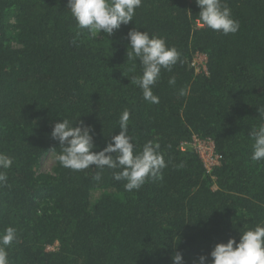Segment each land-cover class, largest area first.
I'll list each match as a JSON object with an SVG mask.
<instances>
[{
    "label": "trees",
    "instance_id": "1",
    "mask_svg": "<svg viewBox=\"0 0 264 264\" xmlns=\"http://www.w3.org/2000/svg\"><path fill=\"white\" fill-rule=\"evenodd\" d=\"M222 2L235 34L200 26L196 0H142L107 36L79 29L67 0H0V153L13 159L2 170L0 234L12 226L18 237L8 264H173L177 252L184 264L202 255L211 264L216 244L264 225V160L251 159L249 136L264 125V0ZM134 28L164 38L183 61L161 69L158 103L130 81L142 75L126 55ZM125 109L134 151L160 144L158 179L128 192L113 179L120 169L105 167L96 181L100 169L57 160L55 175L39 173L44 155L62 151L55 123L91 126L98 152ZM194 139L214 142L218 165L206 167Z\"/></svg>",
    "mask_w": 264,
    "mask_h": 264
},
{
    "label": "clouds",
    "instance_id": "2",
    "mask_svg": "<svg viewBox=\"0 0 264 264\" xmlns=\"http://www.w3.org/2000/svg\"><path fill=\"white\" fill-rule=\"evenodd\" d=\"M142 4V0H67V7L77 22L79 29H87L91 33H105L112 36L121 25L133 21L135 10ZM200 9L199 19L203 26L222 33L235 34L240 24L231 15V9L222 0H196ZM127 60L135 64L139 60L142 75L132 76L131 84L142 90L144 100L158 103L159 98L154 95L152 87L158 82L161 69L171 71L180 59V53L175 47H168L164 38L150 36L147 31L137 28L128 34ZM169 84L175 85V77L169 79ZM181 96L185 90L181 89ZM259 117L264 118V107H258ZM130 112L125 109L119 119L121 131L111 138L110 143L96 152L93 142V129L78 121L74 126L68 119H62L53 126L51 137L60 144L61 154L57 156L59 163L74 171H82L90 167L100 169L93 179L100 181L102 170L120 169L113 172V179L126 181L124 188L128 192L139 190L146 179H158L161 170L166 167L158 142L148 141L142 151H134L133 138L128 135ZM253 140V161L264 160V125L249 132ZM115 154V155H113ZM13 159L0 153V187L7 186L6 170L12 166ZM18 239L17 230L8 226L0 234V264H8L7 249ZM211 264H264V225L241 233L239 241L229 238L226 243H218L211 251ZM173 264H184L183 256L177 252L173 257ZM208 258L200 256L198 264H207Z\"/></svg>",
    "mask_w": 264,
    "mask_h": 264
},
{
    "label": "built area",
    "instance_id": "3",
    "mask_svg": "<svg viewBox=\"0 0 264 264\" xmlns=\"http://www.w3.org/2000/svg\"><path fill=\"white\" fill-rule=\"evenodd\" d=\"M192 148L202 157L206 167L210 170L220 162L219 155L215 151V145L212 140L194 139Z\"/></svg>",
    "mask_w": 264,
    "mask_h": 264
},
{
    "label": "rangeland",
    "instance_id": "4",
    "mask_svg": "<svg viewBox=\"0 0 264 264\" xmlns=\"http://www.w3.org/2000/svg\"><path fill=\"white\" fill-rule=\"evenodd\" d=\"M198 24L202 26L201 22H198ZM205 58H206L205 55H199V57L197 58V62L199 66L202 67L204 65ZM56 163H57V156H55L53 153H48L44 155L39 162V166H38L39 173L55 175L54 169Z\"/></svg>",
    "mask_w": 264,
    "mask_h": 264
}]
</instances>
